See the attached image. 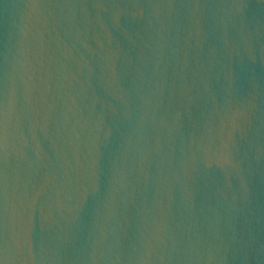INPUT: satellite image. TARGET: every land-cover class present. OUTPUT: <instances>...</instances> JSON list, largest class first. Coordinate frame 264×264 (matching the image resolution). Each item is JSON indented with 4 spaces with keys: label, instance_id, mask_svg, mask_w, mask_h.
Masks as SVG:
<instances>
[{
    "label": "water",
    "instance_id": "obj_1",
    "mask_svg": "<svg viewBox=\"0 0 264 264\" xmlns=\"http://www.w3.org/2000/svg\"><path fill=\"white\" fill-rule=\"evenodd\" d=\"M0 264H264V0H0Z\"/></svg>",
    "mask_w": 264,
    "mask_h": 264
}]
</instances>
